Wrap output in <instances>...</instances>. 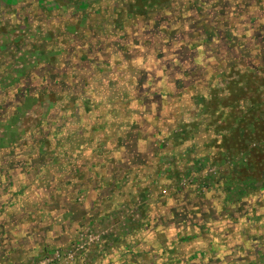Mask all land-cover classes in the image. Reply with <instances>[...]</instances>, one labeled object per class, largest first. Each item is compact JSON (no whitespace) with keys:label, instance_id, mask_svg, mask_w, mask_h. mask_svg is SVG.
<instances>
[{"label":"rangeland","instance_id":"1","mask_svg":"<svg viewBox=\"0 0 264 264\" xmlns=\"http://www.w3.org/2000/svg\"><path fill=\"white\" fill-rule=\"evenodd\" d=\"M0 226V264H264V0H0Z\"/></svg>","mask_w":264,"mask_h":264},{"label":"trees","instance_id":"2","mask_svg":"<svg viewBox=\"0 0 264 264\" xmlns=\"http://www.w3.org/2000/svg\"><path fill=\"white\" fill-rule=\"evenodd\" d=\"M216 40H217V34L214 33V28L210 29L209 31L205 30L201 34L199 39H197L195 41V44L189 46V48L193 52V55L190 56L191 62L195 63V64L199 63L200 53H202L203 57H206V58L209 56L211 57L213 53H216V50L218 51V46L215 43ZM222 41L232 42L230 36L223 37ZM202 49H204L203 52H202ZM207 50L210 53L206 52ZM204 52H206V53H204ZM181 67H182L181 64H179L176 60H174V62L171 64V68H174V70L181 69ZM147 85L150 86V84H147ZM236 136H237V138H236V141H237L239 138V134ZM251 137H252V135H251ZM11 237H12V235H11ZM11 237H10L9 231H3L2 227L0 226V244L6 242L9 238L11 239ZM20 238H22V237H20Z\"/></svg>","mask_w":264,"mask_h":264},{"label":"flooded vegetation","instance_id":"3","mask_svg":"<svg viewBox=\"0 0 264 264\" xmlns=\"http://www.w3.org/2000/svg\"><path fill=\"white\" fill-rule=\"evenodd\" d=\"M174 61H172L171 63H169V64H167V66H166V68H165V66H161V71H162V73H165V72H174V71H177V70H179V69H176V70H174V68H171V64L173 63ZM168 67H170V68H168ZM168 68V69H167ZM149 86V85H148Z\"/></svg>","mask_w":264,"mask_h":264}]
</instances>
